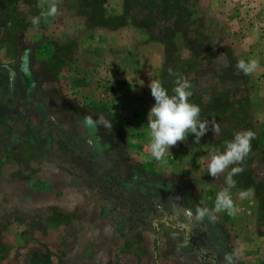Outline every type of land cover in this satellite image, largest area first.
<instances>
[{
  "label": "rangeland",
  "instance_id": "rangeland-1",
  "mask_svg": "<svg viewBox=\"0 0 264 264\" xmlns=\"http://www.w3.org/2000/svg\"><path fill=\"white\" fill-rule=\"evenodd\" d=\"M37 4L0 0V264H66L68 233L82 245L128 236L134 255L121 250L114 264H223L237 248V264H264V0H59L58 14L34 25ZM249 57L260 67L245 75L236 63ZM123 74L142 75L141 92L160 80L170 95L187 79L190 102L220 133L199 144L189 134L167 153L181 162L156 161L146 124L130 138L114 111ZM241 130L256 138L231 190L240 212L195 219L225 187L226 173H207L209 152ZM249 187L254 196L239 199ZM82 198L86 207H71Z\"/></svg>",
  "mask_w": 264,
  "mask_h": 264
},
{
  "label": "clouds",
  "instance_id": "clouds-1",
  "mask_svg": "<svg viewBox=\"0 0 264 264\" xmlns=\"http://www.w3.org/2000/svg\"><path fill=\"white\" fill-rule=\"evenodd\" d=\"M58 3L59 0H38L37 7L40 13L32 17L31 22L38 25L42 19L48 21L54 18L59 11ZM259 67L260 62L256 57H249L247 60L241 58L236 63L237 70L245 75L255 73ZM175 84L171 95L160 80H151L148 85L155 103L147 116L146 132L150 154L156 161H162L164 156L170 153L169 149L178 142L186 141L189 134H194V143L199 144L210 128L215 135L221 131L220 125L214 119H202L201 108L190 102L193 94L190 82L177 77ZM85 123L90 126L102 125L103 117L94 120L93 117L87 116ZM255 138L256 133L252 130H241L234 134L233 139L224 142L222 150L213 148L209 152L207 173L214 179L226 173L225 187L216 193L211 209L196 207L195 219L203 221L207 218L214 223L218 213H226L232 218L238 215L240 208L233 200L231 190L237 185L234 177L245 171L243 163L252 152V141ZM254 193V188L249 187L240 190L238 197L244 200L253 197ZM187 214L192 216L193 212L187 210ZM240 253L241 250L238 248L225 252L223 264H237Z\"/></svg>",
  "mask_w": 264,
  "mask_h": 264
},
{
  "label": "crops",
  "instance_id": "crops-1",
  "mask_svg": "<svg viewBox=\"0 0 264 264\" xmlns=\"http://www.w3.org/2000/svg\"><path fill=\"white\" fill-rule=\"evenodd\" d=\"M140 78H142V75L140 74H123L121 79H124V81L115 95V97H118V99L114 100L113 105L116 115L126 118L125 120L127 122L125 123L127 124L128 129H135V132H131L132 134L130 138L133 137V134L134 137H142L143 131L140 126L141 124H147V119L145 120V118L148 116L150 110V107L148 109V107L146 106L147 103H145L144 96L147 95V92L151 93V90L148 87V90L141 92L144 90L143 87L145 83H141ZM151 80H153V78H150V81L146 84L147 86L149 85ZM153 100L151 102L152 106L155 103V100ZM130 149L133 150V156L134 154H139L138 157L140 158L137 159H143L145 157V155L142 154L143 148L140 144L134 145L132 142H130ZM176 155H165L166 163L169 166L182 161V159L179 157L180 154L178 155L176 153ZM145 161H152V159L149 158ZM16 192L19 194L21 193V190L18 188L16 189ZM22 192L25 191L23 190ZM27 192L30 193L28 190ZM49 194H52V202L49 200L52 205H50L52 207L57 206L56 188H54V190H50ZM86 201L84 200V198H82L79 203L77 202L76 205L71 207L76 210L83 209L87 205ZM7 202L12 203V199L8 200ZM19 204L20 202L18 201L17 204H15L16 207H18ZM68 209L71 210V208ZM21 215L23 214L21 213ZM96 221L97 224H100V226L103 224H108V222L105 220V217L101 214L98 215ZM66 230L68 229L66 228ZM72 234L74 233H68V235L66 234V241L68 242H65L67 248L65 251V255L63 256L64 262L66 264H114L113 258L116 259V255H120L121 250L131 252V254L134 255V250L129 251L132 248H130V246L128 245V236H106V234L105 236H93L90 237V239L87 240L84 245H82L79 244V238L83 240V236H72ZM149 246L147 248H149Z\"/></svg>",
  "mask_w": 264,
  "mask_h": 264
},
{
  "label": "trees",
  "instance_id": "trees-1",
  "mask_svg": "<svg viewBox=\"0 0 264 264\" xmlns=\"http://www.w3.org/2000/svg\"><path fill=\"white\" fill-rule=\"evenodd\" d=\"M206 255L210 256V254H206ZM206 255H204V256L206 257ZM204 256H203V258H205Z\"/></svg>",
  "mask_w": 264,
  "mask_h": 264
}]
</instances>
